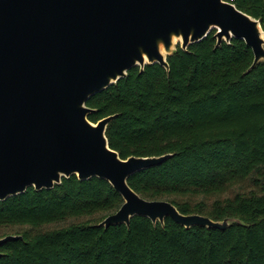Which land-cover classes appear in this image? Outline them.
<instances>
[{
	"label": "trees",
	"instance_id": "obj_1",
	"mask_svg": "<svg viewBox=\"0 0 264 264\" xmlns=\"http://www.w3.org/2000/svg\"><path fill=\"white\" fill-rule=\"evenodd\" d=\"M264 26V0H227ZM216 30L88 100L93 122L117 114L107 129L122 158L172 154L132 175L142 197L168 200L184 214L219 221L225 230L185 228L167 217L153 224L99 223L123 204L105 179L63 178L52 189L0 200V226L73 222L0 246V264H264V61L243 39L216 46Z\"/></svg>",
	"mask_w": 264,
	"mask_h": 264
},
{
	"label": "water",
	"instance_id": "obj_2",
	"mask_svg": "<svg viewBox=\"0 0 264 264\" xmlns=\"http://www.w3.org/2000/svg\"><path fill=\"white\" fill-rule=\"evenodd\" d=\"M213 30L217 47L245 41L254 54L249 71L264 61L261 19L227 0H0V200L30 187L52 189L73 175L98 177L123 198L99 223L105 228L130 227L135 216L162 225L170 217L187 229L244 224L142 197L129 178L172 154L122 158L107 137L117 114L89 118L97 111L87 105L91 96L134 67L143 72L158 63L169 73L178 47L188 50ZM23 238L0 237V246Z\"/></svg>",
	"mask_w": 264,
	"mask_h": 264
},
{
	"label": "rangeland",
	"instance_id": "obj_3",
	"mask_svg": "<svg viewBox=\"0 0 264 264\" xmlns=\"http://www.w3.org/2000/svg\"><path fill=\"white\" fill-rule=\"evenodd\" d=\"M74 220H68V222L65 223H59V224H48L47 226L42 227L41 229L39 228H33L28 225H4L0 226V237H4L7 235H22L24 233L34 235L37 231H48V230H54L57 228H60L64 225H67Z\"/></svg>",
	"mask_w": 264,
	"mask_h": 264
},
{
	"label": "built area",
	"instance_id": "obj_4",
	"mask_svg": "<svg viewBox=\"0 0 264 264\" xmlns=\"http://www.w3.org/2000/svg\"><path fill=\"white\" fill-rule=\"evenodd\" d=\"M262 27H263V34H264V26L262 25Z\"/></svg>",
	"mask_w": 264,
	"mask_h": 264
}]
</instances>
